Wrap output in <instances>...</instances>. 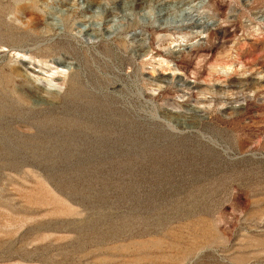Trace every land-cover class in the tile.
I'll return each instance as SVG.
<instances>
[{
  "label": "rangeland",
  "instance_id": "rangeland-1",
  "mask_svg": "<svg viewBox=\"0 0 264 264\" xmlns=\"http://www.w3.org/2000/svg\"><path fill=\"white\" fill-rule=\"evenodd\" d=\"M0 264H264V0H0Z\"/></svg>",
  "mask_w": 264,
  "mask_h": 264
},
{
  "label": "bare ground",
  "instance_id": "bare-ground-1",
  "mask_svg": "<svg viewBox=\"0 0 264 264\" xmlns=\"http://www.w3.org/2000/svg\"><path fill=\"white\" fill-rule=\"evenodd\" d=\"M190 17H191V16H190ZM187 19H188V18H187ZM177 22H178V21H177ZM180 22H181V21H180ZM192 24H195V23H191V25H192Z\"/></svg>",
  "mask_w": 264,
  "mask_h": 264
}]
</instances>
